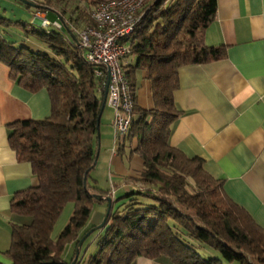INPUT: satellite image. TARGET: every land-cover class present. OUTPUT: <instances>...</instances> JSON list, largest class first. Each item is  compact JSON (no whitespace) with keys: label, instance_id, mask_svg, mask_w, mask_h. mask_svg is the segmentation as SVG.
<instances>
[{"label":"trees","instance_id":"16d2710c","mask_svg":"<svg viewBox=\"0 0 264 264\" xmlns=\"http://www.w3.org/2000/svg\"><path fill=\"white\" fill-rule=\"evenodd\" d=\"M103 1L111 0H33L36 7L22 3L34 13L54 11L60 28H37L0 15V61L27 90L44 88L50 102L48 116L15 121L9 135L17 157L30 163L38 180L11 201L13 212L28 217L12 226L4 252L11 264H59L65 246H76L89 227H96L87 228V223L95 203L103 199L94 198L91 188L103 190L91 185L88 176L95 166L104 77L73 45L72 27L95 26L90 11ZM215 12L216 0H145L136 27L121 39L128 48L120 64L133 93L134 116L116 151L122 153L128 141V155L142 160L141 173L132 179L140 188L111 199L98 251L88 264H131L137 257L166 258L171 264H264V228L225 194L223 179L208 174L202 159L185 155L168 141L179 114L173 98L179 68L226 56L225 45L203 41ZM9 27L20 29L45 51L16 45L4 35ZM136 69L149 82L148 109L135 103ZM100 120L101 115L99 125ZM68 202L73 203L70 218L51 238Z\"/></svg>","mask_w":264,"mask_h":264},{"label":"crops","instance_id":"0c3cea01","mask_svg":"<svg viewBox=\"0 0 264 264\" xmlns=\"http://www.w3.org/2000/svg\"><path fill=\"white\" fill-rule=\"evenodd\" d=\"M0 14L12 20L26 16L40 26V17H47L46 11L34 13L19 0H0ZM12 29L7 28L4 34L9 40L45 51L20 29ZM203 41L209 46L225 45L226 56L179 68V83L173 93L179 114L168 141L185 155L202 159L208 174L223 179L225 194L264 228V0H216L215 16L203 31ZM135 77V103L148 109L152 106L149 82L143 70L136 69ZM49 112L47 91L27 90L0 61V264H11L4 252L11 242L13 224L28 221L27 216L11 210L12 198L38 183L30 163L19 159L9 144L12 123L42 119ZM110 112L103 118L104 125L103 111L101 114L97 160L88 181L103 190L91 188L93 193L108 196L110 178L115 186L113 200L140 188L132 179L141 173L142 160L137 154L128 155V141L122 153L111 150L114 134ZM106 206L104 199L95 203L89 224L102 222ZM72 246L74 243H69V248ZM131 264L171 263L166 258L137 257Z\"/></svg>","mask_w":264,"mask_h":264},{"label":"built area","instance_id":"2783aa9c","mask_svg":"<svg viewBox=\"0 0 264 264\" xmlns=\"http://www.w3.org/2000/svg\"><path fill=\"white\" fill-rule=\"evenodd\" d=\"M144 1H103L90 11V17L95 26L72 27L75 34L73 45L82 50L86 61L95 67L96 75L104 77V83L108 75L105 104L113 112L112 151H115L118 140L127 134L134 116L133 93L120 64L121 58L128 53V48L121 39L129 35L136 27L142 16L139 10ZM40 24L43 28L50 25L56 28L61 27V22H49L45 17H40ZM112 185L111 183V187Z\"/></svg>","mask_w":264,"mask_h":264},{"label":"rangeland","instance_id":"374dc122","mask_svg":"<svg viewBox=\"0 0 264 264\" xmlns=\"http://www.w3.org/2000/svg\"><path fill=\"white\" fill-rule=\"evenodd\" d=\"M31 1H33V0H31ZM46 12H47V17L46 18L49 20V22H53V18H57L58 21H60L59 18L56 16V14L53 11L48 10ZM25 17L21 18V22L22 23H30V25H32L33 27H37V28L41 27L39 24L33 22L32 18L29 21L30 18L29 17L25 18ZM13 29H14V27H13ZM13 29H12V31L18 30V28L14 29V30ZM7 33L8 32H6V34ZM5 36H7V35H5ZM16 45H18V43ZM133 60H135V57L131 56L130 57V61H133ZM105 105L106 106L104 107L103 114H102V121H101L103 123V125L105 123L103 118H106L107 115H110V113H111L110 112L111 108L107 104H105ZM111 111H112V109H111ZM110 127H112V123H111ZM112 131H113V127H112ZM96 150H97V148H96ZM108 181L110 183V193H109L110 195H108V196L112 197L113 193L115 191V186L112 185V187H111L112 180H110V178L108 179ZM122 191H123L122 189H119L120 193H122ZM72 211H73V203L72 202H68L65 205V207L63 208V210L61 211V213H60L59 217L57 218V220L55 221V224H54L53 229L51 231V238H56L57 237V235L60 233V231L62 230V228L64 227V225L68 221V219L70 218V215H71ZM90 225L91 224H89V220H88L87 226H90ZM89 229H90V227H89ZM99 232H100V229H98L97 231L95 229L90 235H88L86 237V239L84 240V242L82 243V246L80 248L77 264H88L86 262V260L89 258V256H91V255L93 256L98 251L97 240H98V235H99L98 233ZM74 250H75V246H72V247L69 248V243H68L65 246V249H64L63 254H62V260H61V262L59 264H70V262L72 261V257L74 255ZM201 251L203 252L202 248L199 249V252H201Z\"/></svg>","mask_w":264,"mask_h":264},{"label":"water","instance_id":"95a60500","mask_svg":"<svg viewBox=\"0 0 264 264\" xmlns=\"http://www.w3.org/2000/svg\"><path fill=\"white\" fill-rule=\"evenodd\" d=\"M20 2L26 4V5H29L31 7H36L38 6L35 2L31 1V0H19ZM107 85H108V75L106 77V80H105V83H104V89H103V94H102V101H101V105H100V110H99V116L97 117V137H99V119H100V115L105 107V100H106V92H107ZM99 144V143H98ZM97 154H98V149L96 150V153H95V156H94V160H93V164L92 166L95 165L96 163V160H97ZM86 179H87V172L84 174V177H83V183L84 185L86 184ZM92 196L96 199H104L107 203V206H106V210H105V213H104V217H103V220L102 222L97 225L96 227H92L90 229H88L77 241L76 243V246H75V250H74V255H73V258H72V261L70 262V264H77V261H78V256H79V251H80V248L82 246V243L84 242V240L86 239V237L88 235H90L95 229H100L102 228V226L104 225L105 223V220L110 212V209H111V197L110 196H102L100 194H97V193H93Z\"/></svg>","mask_w":264,"mask_h":264}]
</instances>
